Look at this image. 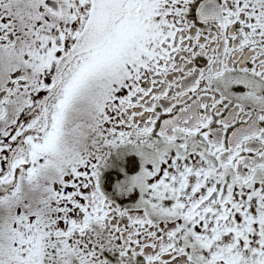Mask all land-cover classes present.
<instances>
[{"label":"snow or ice","instance_id":"1","mask_svg":"<svg viewBox=\"0 0 264 264\" xmlns=\"http://www.w3.org/2000/svg\"><path fill=\"white\" fill-rule=\"evenodd\" d=\"M0 264H264V0H0Z\"/></svg>","mask_w":264,"mask_h":264}]
</instances>
